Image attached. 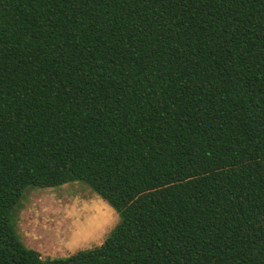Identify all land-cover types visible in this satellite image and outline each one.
I'll return each instance as SVG.
<instances>
[{
	"label": "trees",
	"instance_id": "1",
	"mask_svg": "<svg viewBox=\"0 0 264 264\" xmlns=\"http://www.w3.org/2000/svg\"><path fill=\"white\" fill-rule=\"evenodd\" d=\"M120 219L44 258L30 188ZM0 264H264V0H0Z\"/></svg>",
	"mask_w": 264,
	"mask_h": 264
},
{
	"label": "rangeland",
	"instance_id": "2",
	"mask_svg": "<svg viewBox=\"0 0 264 264\" xmlns=\"http://www.w3.org/2000/svg\"><path fill=\"white\" fill-rule=\"evenodd\" d=\"M21 203L18 232L24 243L44 258L66 257L100 245L120 219L108 201L77 181L30 188Z\"/></svg>",
	"mask_w": 264,
	"mask_h": 264
}]
</instances>
